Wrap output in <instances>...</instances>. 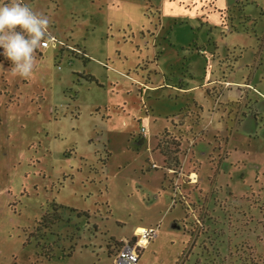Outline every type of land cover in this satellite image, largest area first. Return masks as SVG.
Here are the masks:
<instances>
[{
    "label": "rangeland",
    "instance_id": "1",
    "mask_svg": "<svg viewBox=\"0 0 264 264\" xmlns=\"http://www.w3.org/2000/svg\"><path fill=\"white\" fill-rule=\"evenodd\" d=\"M24 2L49 44L0 56V264H117L136 226L135 264H264V0Z\"/></svg>",
    "mask_w": 264,
    "mask_h": 264
},
{
    "label": "clouds",
    "instance_id": "2",
    "mask_svg": "<svg viewBox=\"0 0 264 264\" xmlns=\"http://www.w3.org/2000/svg\"><path fill=\"white\" fill-rule=\"evenodd\" d=\"M49 20L24 0H0V56L14 76L28 78L34 70V51L47 35Z\"/></svg>",
    "mask_w": 264,
    "mask_h": 264
},
{
    "label": "built area",
    "instance_id": "3",
    "mask_svg": "<svg viewBox=\"0 0 264 264\" xmlns=\"http://www.w3.org/2000/svg\"><path fill=\"white\" fill-rule=\"evenodd\" d=\"M48 39L42 40L40 46H48ZM157 227H139L136 229L132 243L126 242L116 253L114 258L117 264H135L139 259L140 251L155 237Z\"/></svg>",
    "mask_w": 264,
    "mask_h": 264
},
{
    "label": "trees",
    "instance_id": "4",
    "mask_svg": "<svg viewBox=\"0 0 264 264\" xmlns=\"http://www.w3.org/2000/svg\"><path fill=\"white\" fill-rule=\"evenodd\" d=\"M46 39H49V36L46 35L45 38H44L43 40H46ZM85 75H86V74H85ZM85 75H84V76H85ZM85 78H86L87 80H91V81L94 79L92 75H88V74L85 76Z\"/></svg>",
    "mask_w": 264,
    "mask_h": 264
},
{
    "label": "crops",
    "instance_id": "5",
    "mask_svg": "<svg viewBox=\"0 0 264 264\" xmlns=\"http://www.w3.org/2000/svg\"><path fill=\"white\" fill-rule=\"evenodd\" d=\"M42 48H43V47H42ZM47 48H48V46L45 47V48H43V49H47ZM139 227H145V226H136V227L134 228V230H133V236H132V238L134 237V234H135L136 229L139 228ZM147 227H148V226H147ZM149 242H150V241H149ZM149 242H148V243H149ZM148 243H147V244H148ZM147 244H146V245H147ZM144 247H145V246H144ZM139 258H140V254H139ZM138 260H139V259H138Z\"/></svg>",
    "mask_w": 264,
    "mask_h": 264
}]
</instances>
